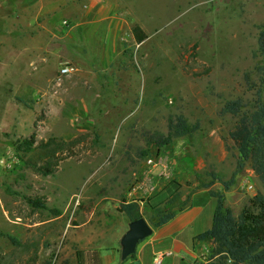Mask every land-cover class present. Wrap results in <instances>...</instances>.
Wrapping results in <instances>:
<instances>
[{
	"label": "rangeland",
	"instance_id": "1",
	"mask_svg": "<svg viewBox=\"0 0 264 264\" xmlns=\"http://www.w3.org/2000/svg\"><path fill=\"white\" fill-rule=\"evenodd\" d=\"M62 21L72 27L64 30ZM136 25L147 35L140 45L131 35ZM263 28L264 0H0V234L15 240L0 238V264L83 263L87 233H98L102 247L121 235L126 224L113 206L155 196L165 180H180L190 194L223 193L210 172L231 178L233 126L258 110L264 125ZM19 97L25 107L8 124L6 98L10 106ZM233 102L244 106L237 116L223 112ZM178 114L200 123L201 149L185 137L137 161L142 134L166 133L168 117ZM32 137L36 151L17 157L15 143ZM50 140L55 147L38 149ZM162 158L175 170L171 178L156 165ZM44 165L51 176L33 169ZM257 194L264 198L249 164L224 194L245 247L264 242V216L251 203ZM187 207L176 198L162 212L144 206L140 215L154 228L158 216L180 217ZM214 211L211 198L195 201L180 243L191 251L193 235L212 230ZM176 230L177 223L165 232Z\"/></svg>",
	"mask_w": 264,
	"mask_h": 264
},
{
	"label": "trees",
	"instance_id": "2",
	"mask_svg": "<svg viewBox=\"0 0 264 264\" xmlns=\"http://www.w3.org/2000/svg\"><path fill=\"white\" fill-rule=\"evenodd\" d=\"M132 38L135 44L140 45L147 39V35L139 26H134L131 31ZM258 50L261 56H264V28L259 34ZM22 107H25L22 98L16 99ZM244 108L240 102L227 104L223 108V112L237 116ZM263 116L261 111L252 113L249 117L241 116L237 123L233 126L229 133V139L233 144L235 151L238 153L236 159L235 170L228 181H224L220 175L213 170L210 172V178L214 183L222 187L221 192L208 190L209 197L215 201V211L212 219V230L198 237L199 241H205L210 238L213 245L209 249V254L212 260L204 264H264V242L258 240L250 247L241 245L239 241V228L236 218L225 204L224 194L235 190L239 185V176L246 164H249L251 171L260 182L264 189V125L262 123ZM191 142L197 150L202 147V142L205 134L202 133L200 123L197 121L194 124L182 115H172L167 119L166 133L161 132H144L142 134V142L144 147L135 152V159L139 162L147 159L150 156L151 149H155L158 153L170 147L174 141L185 138ZM55 141L47 142L38 146L43 152L51 150ZM36 151L34 138L18 141L14 145V152L17 157L21 155L32 154ZM46 156V154H45ZM51 154L48 156L50 157ZM36 174L42 177L52 175V172L44 165L43 167L34 166ZM9 195V192H6ZM26 204L35 210L48 211L54 216H59L60 213L55 210H49L45 204L39 200L25 199ZM253 206L257 207L260 214L264 216V198L257 194L251 200ZM117 211L126 216L128 222H134L142 218L140 209L137 203L120 202ZM165 213L158 216V223L165 218ZM0 238H5L15 243L14 238L7 234H0ZM134 257V256H132ZM126 262V261H125ZM124 262L120 261L119 264ZM48 264V263H46Z\"/></svg>",
	"mask_w": 264,
	"mask_h": 264
},
{
	"label": "crops",
	"instance_id": "3",
	"mask_svg": "<svg viewBox=\"0 0 264 264\" xmlns=\"http://www.w3.org/2000/svg\"><path fill=\"white\" fill-rule=\"evenodd\" d=\"M24 7L27 8L28 6H22V11H24ZM30 8V7H29ZM29 10L26 9V12ZM22 12V13H23ZM15 85H19L18 82L15 83ZM6 107L8 110V124H12L13 122L17 121L19 118L20 112L22 110L21 105L17 103L16 101H13L11 105L9 106V98H6ZM18 106V118L13 120L11 118V113L14 108V106ZM157 166H159V171L160 168H163L166 171L164 172V175H168L169 178H171L173 175V171H175L172 167L171 162H169L168 158H162L158 159L157 161ZM175 183H173L171 180H165L164 186L160 189V191L155 194V196H151L150 198H145L144 201L137 202L136 200L133 201H127L126 203H132L135 202L138 204L139 209L141 211L142 207L146 206L150 210H155L157 212H162V208L164 205L168 202H173L174 199L178 198L181 203L184 201H187L188 207L186 210L180 214H182L180 217L178 215H169L165 217L161 222H159L156 227L152 228V237L142 244L139 249H136V253L133 257V263L135 264H153V260L156 256L158 255H163V259H171V264H204L203 261L206 259L205 255L209 253V249L213 245V241L210 238H207L205 241H199L198 237L204 233H208L209 231H206L201 234H194L193 235V243H192V249L190 251L189 247H185L180 243L179 237L183 234V229H185L188 224L186 219H189L188 213L195 201H201V200H206L209 197L208 195V190H201L197 191L193 194H190L191 190L186 189L185 192H183L182 189V182L180 180H173ZM172 183V184H171ZM177 187V188H176ZM179 187H181L179 189ZM173 188H176V191H173ZM163 198L162 201L158 204L156 202L157 199ZM103 201V200H102ZM101 202H99L100 204ZM155 203V204H154ZM120 204V203H119ZM153 204V205H152ZM157 204V205H156ZM114 210L116 211L117 214H119L124 221L125 227L121 229V235L114 237L112 242H110L108 245L105 247H102L100 244V235L98 233L93 232L92 233H87L86 237H84V241L86 239H89V241H85L84 243L86 245V248L84 250V259L83 263L81 264H89L88 262V255L89 252L93 253L97 259L96 264H119V258H120V240L123 237V235L126 233L128 229V219L126 218L125 215L119 213L117 211L118 205L113 206ZM175 206H172L174 208ZM49 209V208H48ZM50 210V209H49ZM175 210V209H172ZM59 212V211H58ZM60 213V212H59ZM151 214V213H150ZM60 218V217H58ZM144 219V218H143ZM147 224L150 226L148 223L147 219H144ZM177 223V228L178 230L173 231V232H165V229L169 227L170 225H175ZM85 225H89V223L84 224L83 227H86ZM180 226L182 228L180 229ZM91 228V226H88ZM174 234L172 237L171 234ZM95 237V238H92ZM170 237V242H168V238ZM80 246L82 245V242L78 243ZM95 246V247H94ZM138 246V245H137ZM174 250L177 251V255L173 254ZM162 259V260H163ZM104 260H107L109 263H106ZM165 263V260L163 261L162 264Z\"/></svg>",
	"mask_w": 264,
	"mask_h": 264
},
{
	"label": "water",
	"instance_id": "4",
	"mask_svg": "<svg viewBox=\"0 0 264 264\" xmlns=\"http://www.w3.org/2000/svg\"><path fill=\"white\" fill-rule=\"evenodd\" d=\"M151 235L152 230L143 218L129 223L126 233L120 240V261L125 262L134 256L138 243Z\"/></svg>",
	"mask_w": 264,
	"mask_h": 264
},
{
	"label": "built area",
	"instance_id": "5",
	"mask_svg": "<svg viewBox=\"0 0 264 264\" xmlns=\"http://www.w3.org/2000/svg\"><path fill=\"white\" fill-rule=\"evenodd\" d=\"M84 9H85V7H84ZM72 23H73V21H62L61 22V27L64 29V30H69L71 27H72ZM66 74H68V70L67 69H62L61 71H60V75H66ZM152 185H151V187H150V189H147V188H145L144 190L145 191H148V190H150V191H152ZM249 189H251V188H249ZM136 189L135 190H133L130 194H129V196H131V195H133V194H135L136 193ZM75 207H76V205H75ZM164 258V256L163 255H158V256H156L155 258H154V260H153V264H161V262H162V259Z\"/></svg>",
	"mask_w": 264,
	"mask_h": 264
},
{
	"label": "bare ground",
	"instance_id": "6",
	"mask_svg": "<svg viewBox=\"0 0 264 264\" xmlns=\"http://www.w3.org/2000/svg\"><path fill=\"white\" fill-rule=\"evenodd\" d=\"M18 112H19V110H18V106L16 105V106H14V108H13V110H12V113H11V118H12L13 120H15V119L18 118Z\"/></svg>",
	"mask_w": 264,
	"mask_h": 264
}]
</instances>
